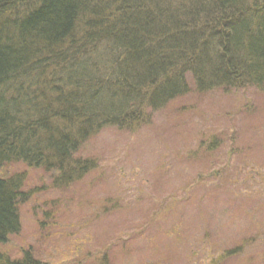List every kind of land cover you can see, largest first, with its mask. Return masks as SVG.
Listing matches in <instances>:
<instances>
[{
  "label": "trees",
  "instance_id": "trees-1",
  "mask_svg": "<svg viewBox=\"0 0 264 264\" xmlns=\"http://www.w3.org/2000/svg\"><path fill=\"white\" fill-rule=\"evenodd\" d=\"M188 79L264 92V0H0V167L79 182L97 167L75 157L84 143L141 127ZM23 183L0 176V246L21 232Z\"/></svg>",
  "mask_w": 264,
  "mask_h": 264
},
{
  "label": "rangeland",
  "instance_id": "rangeland-1",
  "mask_svg": "<svg viewBox=\"0 0 264 264\" xmlns=\"http://www.w3.org/2000/svg\"><path fill=\"white\" fill-rule=\"evenodd\" d=\"M189 93L141 127L105 128L68 187L22 163L21 232L0 253L42 264H264V92ZM53 180V181H52Z\"/></svg>",
  "mask_w": 264,
  "mask_h": 264
}]
</instances>
